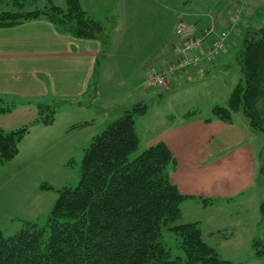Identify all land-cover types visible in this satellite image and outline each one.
Masks as SVG:
<instances>
[{"label":"trees","instance_id":"16d2710c","mask_svg":"<svg viewBox=\"0 0 264 264\" xmlns=\"http://www.w3.org/2000/svg\"><path fill=\"white\" fill-rule=\"evenodd\" d=\"M0 5H4L0 28L47 20L61 34L98 40L105 48L109 45L112 18H95L80 0H65V7L54 0H0ZM184 15L187 23V13ZM188 29L187 23L185 34L195 37ZM175 37L174 33L171 48ZM235 61L242 79L228 108L216 107L213 115L231 124L233 114L242 113L249 127L263 138L260 159L264 170V26L244 33ZM98 76L99 62L92 86ZM13 100L0 96V113L9 112ZM37 110L39 116L30 124L9 131L0 129V166L19 154V145L34 125L53 123L54 106L38 104ZM148 110L146 102H137L92 138L84 149L78 186L59 190L46 224L24 220L21 229L9 236L0 228V264H232L203 240L198 223L182 222L181 205L186 197L170 180L169 168L176 161L168 146L158 142L131 159L140 145L136 119ZM41 188L53 187L43 184ZM260 214L263 237L254 241L253 249L256 257L264 258V200ZM165 231L177 236L183 256L172 258L163 239Z\"/></svg>","mask_w":264,"mask_h":264},{"label":"rangeland","instance_id":"374dc122","mask_svg":"<svg viewBox=\"0 0 264 264\" xmlns=\"http://www.w3.org/2000/svg\"><path fill=\"white\" fill-rule=\"evenodd\" d=\"M54 1L56 5L65 7V0ZM173 2L187 13L188 25L189 22H193L197 26V31L211 30L210 36L205 40V46H211L215 41H220L224 34L227 35L226 56L220 59L218 65L213 66V63L209 65L210 67L202 65L201 70L196 71V75H189L186 73L187 70L180 72L184 74L169 80V90L164 87H145L146 76L139 77L136 71H122L118 74L120 78L124 77L121 81L113 79L115 74L109 75V79L103 83L118 85L119 95L117 96L116 91L114 94L116 97L120 96L123 87L132 90L133 96L118 98L121 102L125 99L127 101L136 99V91L140 87L151 96H156L155 100L147 98L144 100L149 105V116L141 118L146 120L145 124L142 123L141 126L139 124V127L149 131L155 128L154 121L166 114L172 116V120L175 118L176 121H180L184 118L183 115L189 116L187 113L190 112L201 117H211L214 116L213 110L216 107L228 108L232 92L242 79L235 55L241 47L243 35L251 28L258 29L264 26V0H173ZM3 8L4 5H0V10ZM160 9L165 8L156 0H140L137 7H127V18L124 23L120 22L119 14L115 13L114 16L109 13L108 17L112 18L111 30L121 23L131 40L143 43L145 50L151 51L163 40L165 34L172 32L166 24L159 22ZM148 20L151 25L147 24ZM153 25H156L155 29ZM157 30H160V33H157ZM112 40H115V37L112 36ZM110 45L112 46V41ZM111 50L112 47L109 51ZM172 54L171 48L173 57ZM75 99L70 97L51 99L47 104L54 106L53 123L43 125L45 127H40L38 131L30 130L19 145V154L11 162L0 166V228L5 235H13L19 231L22 222L28 217H39L37 222L40 225L46 224L48 215L59 197V190L78 186L84 149L93 137L102 133L121 115V111L115 113L117 103L120 102H109L108 99L111 98L108 96L96 97L94 91L81 99ZM10 102L13 103L10 111L0 113V129L5 131L22 127L26 120L25 116L32 109V105L16 99ZM38 110L35 118L39 116ZM49 113L50 111H47V114ZM84 122L92 124L72 129L73 126ZM233 124L235 128H240L234 143L236 149L248 146L255 154V176L245 178L247 180L242 194L228 200L216 198V202L213 200L214 204L203 205L199 216V219L204 221V225H200L202 238L217 250L223 260L232 264H264V258L256 257L253 249L254 241L263 237L260 214V205L264 200V170L261 169L263 163L260 159L263 138L249 127L242 113L233 114ZM229 132V129H221L217 134L221 137L217 147L221 150V157L218 159H222L223 155L229 154L233 149L232 139L228 140V145L225 146ZM230 146L232 147L228 148ZM143 151L140 146L131 159H135ZM42 184L53 188L43 189ZM197 211L198 208L195 215ZM163 239L172 258L183 256L184 253L179 248L174 233L165 231Z\"/></svg>","mask_w":264,"mask_h":264},{"label":"crops","instance_id":"0c3cea01","mask_svg":"<svg viewBox=\"0 0 264 264\" xmlns=\"http://www.w3.org/2000/svg\"><path fill=\"white\" fill-rule=\"evenodd\" d=\"M80 1L83 8L95 18L102 20L108 17L109 13L114 16L119 14L121 23L127 18V7H137L140 2V0ZM156 1L165 8L160 9L159 22L166 24L172 32L165 34L163 40L151 51H146L143 43L131 40L128 31L121 23L114 30L110 27L111 39L106 48L98 40L76 39L61 34L47 20H34L12 28H0V96L32 105V109L25 116L23 126L36 119L38 104H47L51 99L60 97L78 100L94 91L96 97L108 96L111 98L108 99L109 102H120L117 103L116 114L146 98L155 100L156 96H151L140 87L136 91V99L129 101L125 99L121 102L118 98L133 96L132 90L123 87L120 96L116 97L114 94L118 91V85L105 84L103 81H107L111 74L116 75L114 80L121 81L124 77L120 78L118 74L122 71H136L139 77L146 76L147 79L171 64L173 34L180 13L185 11L177 7L173 0ZM147 24L151 25L149 20ZM155 28L156 25H153V29ZM196 28L193 22H189L190 35L197 36L204 31H197ZM157 33H160V30H157ZM112 36L115 40H112ZM169 42L170 45L167 46ZM111 47L112 50L109 51ZM207 47L209 46H204L205 51ZM225 56L224 52L217 60L204 61L197 70L190 68L186 73L196 75V71H200L202 65L208 67L211 63L213 66L218 65L220 59ZM97 62H99L98 81L92 86ZM182 74L184 73H177L172 78ZM187 114L190 115H183L184 118L180 121H176L175 118L172 120V116L168 114L160 116L154 121L155 128L149 131L139 127V124L141 126L142 123H146V120L141 118L149 116L147 112L145 116L136 119V127L141 149L145 150L158 142H164L168 146L176 161V165L169 168L170 180L186 197L181 205L182 222L198 223L203 226V219H199L203 205L214 204L216 198L228 200L242 194L247 180L245 178L250 175L255 176V154L248 146L236 149L234 143L240 128H235L233 123H224L214 116L201 117L191 112ZM84 123L85 126L92 124V122ZM40 127L45 126L36 124L31 131H38ZM221 129H229L225 146L228 145V140L232 139L233 149L229 154L223 155L222 159H218L221 157V150L217 148L221 137L217 134ZM203 200H208V203H203ZM38 218L25 219L37 221Z\"/></svg>","mask_w":264,"mask_h":264},{"label":"built area","instance_id":"2783aa9c","mask_svg":"<svg viewBox=\"0 0 264 264\" xmlns=\"http://www.w3.org/2000/svg\"><path fill=\"white\" fill-rule=\"evenodd\" d=\"M187 23L185 15L180 13L175 29V42L173 44V60L170 65L166 66L161 72L148 77L144 86L149 87H164L169 89V80L175 74L185 72L190 68L199 67L204 61H215L225 49L226 34L220 41H215L211 46L207 47L206 51L203 46L205 39L211 34L208 30L203 35L189 37L185 34Z\"/></svg>","mask_w":264,"mask_h":264}]
</instances>
